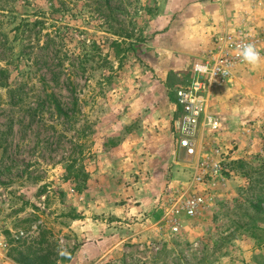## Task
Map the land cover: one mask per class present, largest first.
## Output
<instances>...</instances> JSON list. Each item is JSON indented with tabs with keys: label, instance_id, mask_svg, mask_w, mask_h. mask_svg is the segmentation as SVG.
I'll list each match as a JSON object with an SVG mask.
<instances>
[{
	"label": "rangeland",
	"instance_id": "1",
	"mask_svg": "<svg viewBox=\"0 0 264 264\" xmlns=\"http://www.w3.org/2000/svg\"><path fill=\"white\" fill-rule=\"evenodd\" d=\"M223 14L264 52V0H0V264L18 250L56 264H264V62L212 104L223 178L191 183L196 156L164 102L202 57L170 31ZM26 18L43 20L24 33L32 48L13 29ZM190 195L203 198L192 215Z\"/></svg>",
	"mask_w": 264,
	"mask_h": 264
},
{
	"label": "built area",
	"instance_id": "2",
	"mask_svg": "<svg viewBox=\"0 0 264 264\" xmlns=\"http://www.w3.org/2000/svg\"><path fill=\"white\" fill-rule=\"evenodd\" d=\"M243 42L254 44L261 56L264 54L248 30L224 25L212 35L211 47L206 54L194 63L191 80L174 91L179 110L175 120V139L187 154L196 156V170L191 178L193 184L223 178V171L228 172L229 160L223 156L217 137L221 122L212 104L216 89L229 84L233 76L247 66L236 55L237 45ZM200 68L207 71L202 72ZM202 202L201 195H190L181 208L192 215ZM173 229L177 228L174 226Z\"/></svg>",
	"mask_w": 264,
	"mask_h": 264
},
{
	"label": "trees",
	"instance_id": "3",
	"mask_svg": "<svg viewBox=\"0 0 264 264\" xmlns=\"http://www.w3.org/2000/svg\"><path fill=\"white\" fill-rule=\"evenodd\" d=\"M58 11L59 10H56L55 12H58ZM42 23H43V20H40V19H35L33 22H31L29 19L26 18L24 20H21V22H19L16 26H14L13 29L16 33L15 37L19 34H20V36L22 35L21 40L23 42L21 43V45L23 47L32 48V45H34V43H35V42H33V39L31 38L30 35H26L24 33L27 31L30 32V28L32 26L38 25V24L40 25ZM2 46H4V50H9V49H13L14 43L8 42V40L5 39L2 42ZM11 55L8 56V60H11V58H12L11 61H13L12 62L13 66L18 68L22 62L23 56H21V54H19V55H17L16 58H14V56H11ZM9 79H10L9 68L7 65L4 64V66H0V88L1 87H9L10 86ZM21 89L22 88L16 89L17 93L14 95L19 96ZM53 96L54 95L51 93L46 94L42 102L44 104L45 103L52 104L53 105L52 109H55L57 114H64L61 104ZM35 110L38 111L37 109H35ZM64 115H67V114H64ZM13 259L19 264H56L55 258H47V257H43V256H37L35 254L25 253L22 250H18L17 255Z\"/></svg>",
	"mask_w": 264,
	"mask_h": 264
},
{
	"label": "crops",
	"instance_id": "4",
	"mask_svg": "<svg viewBox=\"0 0 264 264\" xmlns=\"http://www.w3.org/2000/svg\"><path fill=\"white\" fill-rule=\"evenodd\" d=\"M225 18H226V15L223 14L222 15V19H224L225 21L224 22L221 21L218 24H215L217 22L216 19H214V20L212 19L211 21H208L205 24V26H206L205 29L206 30H203V28H200L199 26L198 27L196 26V27L192 28L191 31L190 30L187 31L186 34L185 33L184 34H181V32H176V34L174 35L173 32L170 31V34H171V42L173 44L177 43L176 46L179 49H186V51L189 52V53L195 54L197 56H200L201 55L203 57L206 54V52L209 50V48L211 47V38H212V35L217 30L221 29L225 25V23L227 22ZM173 47H171L172 51H173ZM247 66H249V65H247ZM245 68L239 70L238 72L244 71ZM190 73H191L190 78L186 82H183L182 84H180L179 86L184 85L189 80H191V78L193 77V67L190 68ZM235 76H237V75L235 74ZM225 86H222V87H219V88L216 89V94H215V100L214 101H216L219 98L217 96H219V94L221 93V91H220L221 88H223ZM227 90L229 91V90H231V88L230 87H226V89H224V91L222 93H224ZM164 102L166 103V105H165L166 107L168 106L170 109H172V107L174 108V105H175L176 106V111L178 110V106L176 104V99H175V103L174 104H172V103L171 104H167V101H164ZM229 102H231V100ZM159 135L162 138V142L164 141L162 143L164 146H165V141L167 143L166 146L172 143V136H171L170 132H166V134H164V137H162V134H159ZM173 136L175 137V130H174V135ZM165 150L163 152H165ZM162 160L163 159L161 157L160 161L162 162Z\"/></svg>",
	"mask_w": 264,
	"mask_h": 264
},
{
	"label": "clouds",
	"instance_id": "5",
	"mask_svg": "<svg viewBox=\"0 0 264 264\" xmlns=\"http://www.w3.org/2000/svg\"><path fill=\"white\" fill-rule=\"evenodd\" d=\"M236 55L240 58L242 62L246 63L253 69L258 68L261 65V63L264 62V57L261 56L256 46L252 43L243 42L241 44H238ZM200 70L202 72L207 71L206 68H200Z\"/></svg>",
	"mask_w": 264,
	"mask_h": 264
}]
</instances>
